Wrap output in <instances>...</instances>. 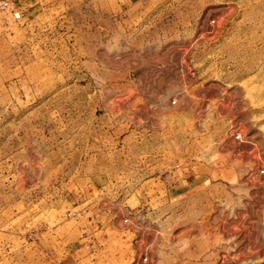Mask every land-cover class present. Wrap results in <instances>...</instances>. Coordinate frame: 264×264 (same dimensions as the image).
<instances>
[{
  "label": "rangeland",
  "instance_id": "374dc122",
  "mask_svg": "<svg viewBox=\"0 0 264 264\" xmlns=\"http://www.w3.org/2000/svg\"><path fill=\"white\" fill-rule=\"evenodd\" d=\"M0 264H264V0H10Z\"/></svg>",
  "mask_w": 264,
  "mask_h": 264
},
{
  "label": "built area",
  "instance_id": "2783aa9c",
  "mask_svg": "<svg viewBox=\"0 0 264 264\" xmlns=\"http://www.w3.org/2000/svg\"><path fill=\"white\" fill-rule=\"evenodd\" d=\"M0 10L10 11L13 19L16 20H19L22 17L20 11L13 7L12 2L10 0H0Z\"/></svg>",
  "mask_w": 264,
  "mask_h": 264
}]
</instances>
